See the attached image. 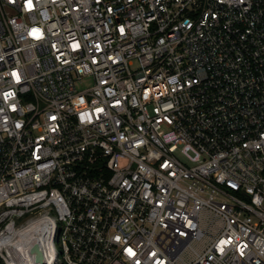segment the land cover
Wrapping results in <instances>:
<instances>
[{
    "label": "built area",
    "instance_id": "built-area-1",
    "mask_svg": "<svg viewBox=\"0 0 264 264\" xmlns=\"http://www.w3.org/2000/svg\"><path fill=\"white\" fill-rule=\"evenodd\" d=\"M35 243L264 264V0H0V264Z\"/></svg>",
    "mask_w": 264,
    "mask_h": 264
},
{
    "label": "water",
    "instance_id": "water-1",
    "mask_svg": "<svg viewBox=\"0 0 264 264\" xmlns=\"http://www.w3.org/2000/svg\"><path fill=\"white\" fill-rule=\"evenodd\" d=\"M31 253L35 256V260L37 264H43L44 263V255L43 250L39 243H35L31 248Z\"/></svg>",
    "mask_w": 264,
    "mask_h": 264
},
{
    "label": "rangeland",
    "instance_id": "rangeland-1",
    "mask_svg": "<svg viewBox=\"0 0 264 264\" xmlns=\"http://www.w3.org/2000/svg\"><path fill=\"white\" fill-rule=\"evenodd\" d=\"M91 82H92L91 79H89V78H85V79L83 80V82H82V83H78L77 86H78L79 89H82V88H85V87H87L88 85H90ZM179 156H180V158L184 159L183 156H181V155H179Z\"/></svg>",
    "mask_w": 264,
    "mask_h": 264
},
{
    "label": "snow or ice",
    "instance_id": "snow-or-ice-1",
    "mask_svg": "<svg viewBox=\"0 0 264 264\" xmlns=\"http://www.w3.org/2000/svg\"><path fill=\"white\" fill-rule=\"evenodd\" d=\"M29 2H30V0H29Z\"/></svg>",
    "mask_w": 264,
    "mask_h": 264
}]
</instances>
